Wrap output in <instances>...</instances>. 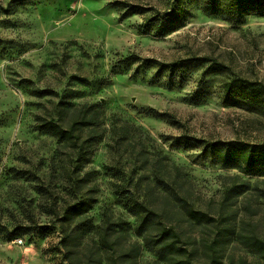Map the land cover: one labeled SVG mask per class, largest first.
<instances>
[{"label": "rangeland", "instance_id": "374dc122", "mask_svg": "<svg viewBox=\"0 0 264 264\" xmlns=\"http://www.w3.org/2000/svg\"><path fill=\"white\" fill-rule=\"evenodd\" d=\"M84 106L102 124L77 172L76 152L42 127L67 126L65 111ZM115 136L132 145L116 147ZM262 146L264 0H0V264H82L90 250L98 264L83 222L70 223V258L63 247V208L93 185L87 223L97 227L105 211L122 218L128 244L138 243L135 264H158L135 236L126 200L157 207L163 196L147 183L165 184L172 165L190 202L216 218L225 187L236 176L249 181L227 205L231 217L238 212L231 230L249 207L248 221H262L243 235L264 238V173L245 164ZM115 184L129 192L115 193ZM169 203L160 211L171 212ZM228 244L220 264H264L235 236ZM203 255L194 264H211Z\"/></svg>", "mask_w": 264, "mask_h": 264}, {"label": "trees", "instance_id": "16d2710c", "mask_svg": "<svg viewBox=\"0 0 264 264\" xmlns=\"http://www.w3.org/2000/svg\"><path fill=\"white\" fill-rule=\"evenodd\" d=\"M93 108L84 106L80 109L71 107L65 112L71 113V121L65 126L58 121H50L43 125L42 129H46L54 134L58 140V146L63 145L76 152L78 168L77 172L83 168L84 162L88 156L94 152L95 137L99 138L98 131L102 124L98 112H93ZM161 118H167L169 122L173 120L168 114H160ZM87 131L88 137L84 138L82 132ZM96 134V135H94ZM113 138L116 147H122V142H127V146L132 145L121 137ZM61 149V148H60ZM59 149V150H60ZM144 160H148L147 153H143ZM245 164L252 172L264 173V146L257 148V152L252 157H247ZM120 163H117L119 166ZM65 171H68L65 169ZM172 178L165 184L163 181L147 183L159 188V193L163 196V201L167 200L173 207L171 212L160 211L159 206L163 201L157 204V207H151L150 201L141 199L140 196L134 195L126 200L129 205V213L135 219V236L141 238L143 243L151 248L156 257L158 264H194L195 258L200 255L207 257L211 264H220L225 257V252L233 236L237 241H242L246 248L259 254L264 260V238L255 235L246 239L243 235L244 227L248 224L258 227L262 219L248 221V212L251 210L245 207L243 216L239 220V230L236 232V225L232 227L230 223H237L236 212H227V205L231 199H237L240 193H248L250 182L242 180L239 176L234 177L232 183L224 189L223 200L219 203V219L214 217L211 212H204L194 206L191 200V187L186 186L188 181L183 179L182 171L179 167L172 165ZM75 188L82 189L81 185L85 182L84 177H75ZM133 182V181H132ZM94 186V185H93ZM91 186V193H87L86 197L75 199L63 208V247L64 251L73 255L76 237L74 232L69 228L71 221L76 220L83 222L82 234L95 236L94 245L99 254V263L103 264H135V253L137 252V241L129 243L131 237L125 228V221L118 218L114 221L112 215L105 211L102 215V222L94 227L87 223V216L95 205V187ZM136 193H140V183L136 185ZM115 193H127L128 190L123 189L120 185H114ZM145 193L147 190L142 189ZM259 193H264V188ZM264 199V197L262 196ZM169 203V204H170ZM234 212V211H233ZM166 215L173 218L167 221ZM251 219V218H250ZM256 224V225H255ZM210 230H214L213 234H209ZM213 240L211 241V239ZM125 242L120 244V240ZM247 242V243H246ZM102 253V254H100ZM133 253V258L132 254ZM110 254V255H109ZM95 255L90 250L85 255V261L82 264H93L92 257ZM101 261V262H100Z\"/></svg>", "mask_w": 264, "mask_h": 264}, {"label": "built area", "instance_id": "2783aa9c", "mask_svg": "<svg viewBox=\"0 0 264 264\" xmlns=\"http://www.w3.org/2000/svg\"><path fill=\"white\" fill-rule=\"evenodd\" d=\"M19 242V244H22V241H18Z\"/></svg>", "mask_w": 264, "mask_h": 264}]
</instances>
